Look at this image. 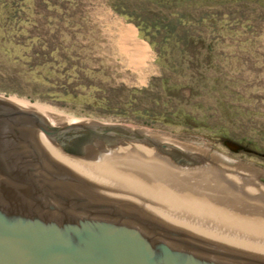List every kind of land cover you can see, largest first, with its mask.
<instances>
[{
  "label": "rangeland",
  "instance_id": "374dc122",
  "mask_svg": "<svg viewBox=\"0 0 264 264\" xmlns=\"http://www.w3.org/2000/svg\"><path fill=\"white\" fill-rule=\"evenodd\" d=\"M114 2L122 3L132 19L116 12ZM162 2L0 0V94L49 106L57 113V123L75 119L119 124L197 155L200 162L185 166L149 145L133 143L150 150L147 155L161 157L175 174L151 166L142 174L121 169L108 177L121 184L118 188L96 186L109 191L115 187L117 194L165 212L195 234L241 251L229 245L236 237L208 235L213 234L210 229L192 221L203 214L218 218L224 206L235 214L230 200L236 192L209 186V193L189 186L192 180L212 179L235 187L240 179L234 175L240 173L243 180L252 174L264 192V0ZM171 12L191 19L176 26L177 36L189 29L194 37L186 47L161 51L156 42L163 41L164 32L148 38L139 30L137 17L167 23L174 18ZM212 14L208 19L213 21H200ZM126 26L148 47L143 62L125 39ZM225 140L243 149L232 151ZM205 154L213 157L205 160ZM147 155L143 163L150 164ZM256 192L255 208L244 210L254 212L255 223L263 224L255 228L264 231V193ZM203 202L217 203L206 208Z\"/></svg>",
  "mask_w": 264,
  "mask_h": 264
},
{
  "label": "water",
  "instance_id": "95a60500",
  "mask_svg": "<svg viewBox=\"0 0 264 264\" xmlns=\"http://www.w3.org/2000/svg\"><path fill=\"white\" fill-rule=\"evenodd\" d=\"M51 123L0 94V264H264L136 199L90 182L77 187L39 146L38 135L52 140L70 128L121 134L117 126L131 133L128 146H177L117 124L77 121L52 129Z\"/></svg>",
  "mask_w": 264,
  "mask_h": 264
},
{
  "label": "bare ground",
  "instance_id": "6f19581e",
  "mask_svg": "<svg viewBox=\"0 0 264 264\" xmlns=\"http://www.w3.org/2000/svg\"><path fill=\"white\" fill-rule=\"evenodd\" d=\"M125 39L127 40V42H129L131 44V47L136 52V55L139 58L138 60L143 62V60L141 58H145V57L148 56V54H149L148 47H147L146 44H143L142 42L137 40V38L135 37V31H134V29L131 26H126ZM140 61H139L138 64H141ZM8 99L11 100L12 102H15V103H18V104H21V105H24V106H27V107H30V108H33V109H36V110L40 111L41 113L46 115L50 120L53 121L52 124H55V122L57 121V119H56L57 118V113H54L52 108H49V106L40 105V104H36V103H30L29 101L18 99V98L13 97V96L8 97ZM68 120H70V119H68ZM71 120H72V118H71ZM72 121L73 122H77V120H75V119H73ZM38 139L40 141L42 140V142H43V140H46V138L43 135H41V134L38 135ZM43 145H44L45 151L49 150L48 155L50 157L52 156L57 161H59L60 164H64L63 166L69 168L70 170H72L76 174L80 175L81 177H84L85 179H87L89 181H92V183H94L96 185H99L100 183H108L109 185L111 184V185H115V186L121 185V184H119L117 182H114L112 180V178H108V177H112V176L109 175V173H111L112 171H113L112 173H114V171H119L121 169L122 170L131 171L130 169L132 168L133 172L137 171L139 173H141V172L144 173V171L147 168V166H151V167H156L157 169H161L163 172L165 171L166 173L175 174V172L169 171L163 164H160L156 160L157 159L156 157H151L150 158L152 160L153 159L155 160V161L150 160L149 161L150 164L141 162L138 165H134L131 162L132 161L131 160V161L128 162V164H125V165H123L121 167L116 165V164H113V163H110L108 166H106L104 168H102V167H92V166H84L83 164H79V163L76 164V163L66 162V161L62 162V158H60V156H58L57 153H52V151H51L52 149L50 147L46 146L45 144H43ZM144 151H142L143 153H141L137 149L136 150H130L129 149V151H127L125 153L124 157H125L126 160H128V158H130V159L131 158H135L134 156L136 155L137 152H139L143 156H146L147 154L144 153ZM146 151L149 152L148 150H146ZM138 155L139 154L137 153V156ZM148 155L150 156V154H148ZM136 163H138V162H136ZM154 172H155V170H154ZM174 177H176V176H174ZM242 178L243 177L239 176L240 180L236 181V182H238V184L235 183V187H230L228 184H225L224 181L212 182V179H197V180H192L193 182L190 181V183H191L190 185H192V186H189V187H194L196 189L203 190V191L208 190L209 193H211V191H210L211 189H210L209 186L216 188L217 191H219L220 188L221 189H226L228 191H232V190L235 191L236 194L233 195V197H231L230 201H232V204L236 208V211H238L235 214H232L231 211L227 212L226 210H224L225 209V206H224V209L218 210V212L223 213L221 215L218 213L217 214L218 218H212V217H210V216H208L206 214H203V216L200 218V220H199V218H196L195 216H193L192 217V219H193L192 221H195V222L201 224L202 226H206V228L210 229L213 232V234H208V235H212V236L215 235V236L218 237V233L217 232L231 234L230 236H228V235H225V236H227V237H236L237 239H236L235 243L231 242V243H229V245L233 246L234 248L240 249L241 250L240 252H243V253H246V254L249 253V254H252V256L256 255L255 257H260V258L262 257L263 258L264 257V231L256 229V228L260 227L261 221H258L257 223H255L254 212H253V214H252V211L247 213L244 210V208L245 207L247 209L250 208V207L251 208H255V199H259V197H255V190L257 191L256 194H258V193L259 194H263L264 192H263V190L261 188V184L260 183H257V184L255 183V181H254L255 178L253 177L252 174H251V177H249L247 179L243 180ZM171 181L175 183L174 180H171ZM179 183H184V182H182V180H181V181H179ZM186 185H187V183H186ZM118 186H117V188H118ZM113 188H115V187H113ZM113 188H112V190L114 191ZM217 188H219V189H217ZM107 191H109V190H107ZM113 191H110V192H113ZM194 191H195V189H194ZM184 193H186V192H184ZM208 194H205V196H208ZM143 196H145V195H143ZM190 196H192V195H190ZM256 196H259V195H256ZM224 202H225V205L227 206L228 201H224ZM216 203L210 204L208 202H203V203H201V206L206 207V208H210L212 205H214ZM256 203L261 205L262 201L259 200ZM253 215H254V217H253ZM244 220L246 221L245 224H244ZM199 221H202V222H199ZM255 226H259V227L255 228ZM234 229L236 230V233H234ZM255 230L259 234L255 233ZM223 231H226V232H223ZM209 233H211V232H209ZM203 234H205V233H203ZM217 237H215V238H217ZM221 242H223V241H221ZM225 242L228 243L227 241H224L223 243H225Z\"/></svg>",
  "mask_w": 264,
  "mask_h": 264
},
{
  "label": "flooded vegetation",
  "instance_id": "af4514ba",
  "mask_svg": "<svg viewBox=\"0 0 264 264\" xmlns=\"http://www.w3.org/2000/svg\"><path fill=\"white\" fill-rule=\"evenodd\" d=\"M58 121V120H57ZM70 123V122H67ZM67 123H57L55 124L51 123L52 129H58L62 127L63 125ZM119 125V124H117ZM109 128V127H105ZM116 130H118L121 134H113V133H97L91 130H86L82 128H70L67 129L62 134L56 136L54 139L49 140L46 138V140L40 141L38 139L39 146L45 151L44 145L50 147L52 152L57 153L61 158L66 160L67 162H72L76 164H83L84 166H92V167H106L110 163L116 164L118 166H123L125 164H128L129 161H131L134 165H138L141 162L144 161V156L141 155L139 152L143 153L144 149L141 146H128L129 143V136H131V133L128 132L126 129L122 127H114ZM134 137L139 136L138 133L134 132L132 134ZM170 144V143H169ZM175 145V144H174ZM130 150H138L137 152L139 155L134 156L135 158H128V160L125 159V153ZM148 150V149H147ZM150 152V150H148ZM159 151L163 153V155L170 157L175 163H181L185 166H190V162L198 163L201 161V158L195 155L196 159L190 158V154L185 150H178L175 148H161ZM233 151V150H232ZM49 150L45 151V153L48 155ZM145 153V151H144ZM151 157H156L157 161L160 164H163L165 166L166 163L159 161L161 157L155 156L154 153L150 154ZM48 157L57 163L55 160H53L49 155ZM138 157V158H137ZM213 157V155L205 154L202 156L205 160L210 159ZM198 158V159H197ZM159 159V160H158ZM154 161V160H153ZM138 162V163H136ZM58 164V163H57ZM62 169L65 168L66 171L72 175L75 181L74 184L77 185V187H81L80 184H87L88 182L92 183V181H88L84 177H81L80 175L76 174L69 168L63 166L62 164H58ZM170 166V165H169ZM171 167V166H170ZM173 168V167H171ZM174 169V168H173ZM177 169V168H176ZM174 169L176 173H181L183 170L180 169ZM181 171V172H180ZM66 173V172H65ZM230 175H234V172L230 171ZM66 175V174H64ZM234 176H242L240 173H236ZM70 182V181H68ZM72 183V182H71ZM89 184V183H88ZM94 184V183H92ZM96 185V184H94ZM113 193H116L113 191ZM117 194V193H116Z\"/></svg>",
  "mask_w": 264,
  "mask_h": 264
},
{
  "label": "trees",
  "instance_id": "16d2710c",
  "mask_svg": "<svg viewBox=\"0 0 264 264\" xmlns=\"http://www.w3.org/2000/svg\"><path fill=\"white\" fill-rule=\"evenodd\" d=\"M118 1V0H116ZM163 1V4H170L174 0H161ZM113 8L116 12H118L120 15L132 19V16L130 12L128 13L127 10L125 9L124 5L119 2H114L113 3ZM170 15L174 16V18H170L167 23H160L157 22L156 20H153L152 22H149L145 17L138 16L137 20L139 23H137V26L140 31L144 32V34L150 35L152 37H156L158 34L162 33V31L165 34V37L162 39L163 41L161 42H156L160 46L161 51H166L170 49L173 46H178V47H186L188 44H190V38H193L194 36L189 34V29H186L184 33L181 35V37H178L177 35V27L178 25L185 26L187 22H190V18L186 14L178 13V12H171ZM208 17H215L214 14L208 15L206 17L201 16L200 21L202 22H208V21H213L212 18ZM189 18V19H188ZM187 19V20H186ZM149 38V36H147ZM198 39L201 40V37L198 36ZM154 43V41H151Z\"/></svg>",
  "mask_w": 264,
  "mask_h": 264
}]
</instances>
